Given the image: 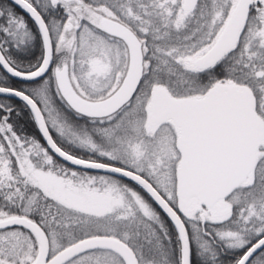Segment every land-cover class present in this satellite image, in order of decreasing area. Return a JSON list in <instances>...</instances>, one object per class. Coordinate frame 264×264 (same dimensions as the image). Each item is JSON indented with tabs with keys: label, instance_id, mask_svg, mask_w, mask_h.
<instances>
[{
	"label": "snow or ice",
	"instance_id": "snow-or-ice-1",
	"mask_svg": "<svg viewBox=\"0 0 264 264\" xmlns=\"http://www.w3.org/2000/svg\"><path fill=\"white\" fill-rule=\"evenodd\" d=\"M0 264H264V0H0Z\"/></svg>",
	"mask_w": 264,
	"mask_h": 264
},
{
	"label": "trees",
	"instance_id": "trees-1",
	"mask_svg": "<svg viewBox=\"0 0 264 264\" xmlns=\"http://www.w3.org/2000/svg\"><path fill=\"white\" fill-rule=\"evenodd\" d=\"M17 11H19V9H17ZM28 130H29V131H32L31 126H29Z\"/></svg>",
	"mask_w": 264,
	"mask_h": 264
}]
</instances>
